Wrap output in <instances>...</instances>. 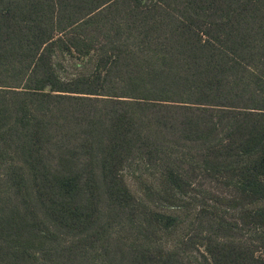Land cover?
<instances>
[{
  "label": "trees",
  "instance_id": "16d2710c",
  "mask_svg": "<svg viewBox=\"0 0 264 264\" xmlns=\"http://www.w3.org/2000/svg\"><path fill=\"white\" fill-rule=\"evenodd\" d=\"M0 264H264V0H0Z\"/></svg>",
  "mask_w": 264,
  "mask_h": 264
},
{
  "label": "rangeland",
  "instance_id": "374dc122",
  "mask_svg": "<svg viewBox=\"0 0 264 264\" xmlns=\"http://www.w3.org/2000/svg\"><path fill=\"white\" fill-rule=\"evenodd\" d=\"M146 172H148L146 166H144V165H142V164H135V165H133L132 168L127 172V176H129L130 178H133L134 176H137L139 173H140V174H143V173H146ZM211 186H213V185H211ZM205 187H206V190H208L209 187H210V184L207 183ZM216 188H218V187H216ZM228 217H229V215H228ZM190 256H191L193 259H195V260L197 259V261H200V260H201V255H200V253H198V252H193V253L190 254Z\"/></svg>",
  "mask_w": 264,
  "mask_h": 264
}]
</instances>
